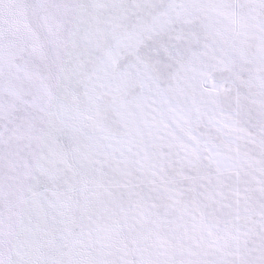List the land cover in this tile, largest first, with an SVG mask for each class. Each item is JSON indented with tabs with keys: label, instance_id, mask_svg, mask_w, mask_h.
Segmentation results:
<instances>
[{
	"label": "snow or ice",
	"instance_id": "6c2138e0",
	"mask_svg": "<svg viewBox=\"0 0 264 264\" xmlns=\"http://www.w3.org/2000/svg\"><path fill=\"white\" fill-rule=\"evenodd\" d=\"M0 264H264V0H0Z\"/></svg>",
	"mask_w": 264,
	"mask_h": 264
}]
</instances>
